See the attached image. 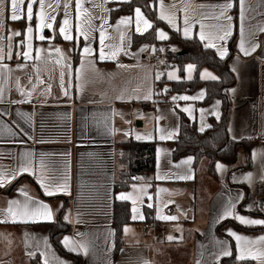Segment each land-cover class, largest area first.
<instances>
[{"label":"crops","instance_id":"obj_1","mask_svg":"<svg viewBox=\"0 0 264 264\" xmlns=\"http://www.w3.org/2000/svg\"><path fill=\"white\" fill-rule=\"evenodd\" d=\"M129 1L42 0L46 22L52 24L42 31L41 0H24L18 12L22 18L16 21L10 19V0L0 9V179L5 180L0 186V264H35V259L40 264H71L72 259L51 241L49 225L62 210L71 227L62 238L63 246L81 255L82 264H218L231 255L232 244L239 260L264 264L260 255L264 242L256 243L264 229L249 232L230 224L221 227L233 220L244 227L264 228L241 224L235 218L264 220V202L261 205L256 196L264 182V0H243V4L241 0H153L159 24L139 7L140 17L135 8L112 21L111 10ZM226 4L232 5L226 11L232 18L231 35L220 40L229 23L220 15ZM29 5L31 21L27 20ZM65 18L68 26L63 24ZM121 20L128 22L121 24ZM144 20L151 27H145ZM28 27L33 29L32 59L24 56ZM61 27L67 28L71 40L64 39ZM154 27L155 41L166 56L175 57L184 51L180 45L166 44L172 32L183 39H199L221 59L229 57V42L236 34V52L229 67L237 82L229 91L233 109L228 131L233 140L254 141L249 170L242 169L243 155V163L234 172L217 162V177L210 174L208 159L195 166L192 156L173 158L182 115L204 133L212 127L213 119L221 118L222 100L203 104L204 85L193 91L171 92V82L183 78L175 64L166 60L158 76L168 81L162 86L168 101L154 103L155 75L150 59L154 44L132 46L135 35H145ZM160 32L166 39H160ZM40 35L45 39L40 40ZM241 41L248 54L241 51ZM85 47L92 49L91 54L83 52ZM218 49L226 54L222 57ZM189 65L193 66L191 78ZM205 72L218 79L214 70L204 67L201 80H213L204 78ZM194 73L195 65L187 64L184 79L191 80ZM183 96L192 99H179ZM128 140L155 144L156 167L148 173L147 182L142 181V173L130 182L119 178V144ZM24 168L28 171H21ZM41 180L50 188L65 186L66 190L46 195ZM239 185L249 188V198ZM117 201L130 204L131 222L123 228L124 246L115 257L113 215ZM25 205L30 214L38 208L43 212L40 205H47L52 218L24 217ZM230 206H234L233 215L226 217ZM9 207L16 213L15 220ZM255 212L260 218L253 216ZM173 216L175 220L161 218ZM152 221L166 229L156 239L144 230ZM230 231L245 240L238 243ZM226 250L230 255L223 254Z\"/></svg>","mask_w":264,"mask_h":264},{"label":"trees","instance_id":"obj_2","mask_svg":"<svg viewBox=\"0 0 264 264\" xmlns=\"http://www.w3.org/2000/svg\"><path fill=\"white\" fill-rule=\"evenodd\" d=\"M153 0H130L129 2L121 3L116 8L111 10V20L114 21L119 15L131 14L135 8H141L149 19L155 24H159L156 18V11L152 6ZM57 41H60L57 39ZM155 44V27L145 35H135L133 37V47L141 44ZM159 44V43H157ZM167 45L177 44L183 48L184 54L174 56L169 54L166 56L167 63H174L178 68L180 76L183 78L179 81L171 82V92H187L193 91L199 86H205L207 89L206 98L203 104H208L216 98L222 100V115L219 120H212V127L200 133L195 124H191L189 120L182 115L181 129L179 138L176 141V146L173 151V158L175 160L185 156H192L195 160L194 164L197 166L201 160H209V172L213 177H217L215 164L221 162L229 167L231 172L239 169L238 162L241 155L245 156V165L243 170H249L252 166L251 162V147L254 143L253 140H233L228 131V123L233 109V101L229 95V91L236 85L237 79L233 71L229 67V59L236 52V34L229 42L230 55L227 58H219L212 49L203 45L197 39H183L178 32H172L171 37L166 42ZM79 60V51L75 54V63ZM195 65V73L191 80H185V66L187 64ZM208 67L214 70L218 76L217 80L203 81L200 78L201 70ZM168 83L165 77L160 80V91L162 86ZM123 151V152H122ZM122 153V154H121ZM122 155V161L126 163L127 169L119 172V178L125 182H130L138 174L144 172H154L156 167V154L155 144L141 143L133 140L124 141L119 144V155ZM120 163V157L119 161ZM18 185V181L14 183L9 190L12 191ZM231 186H233L230 183ZM242 187L247 195L250 197V190L247 186L239 185ZM257 200L263 205L264 198V182L259 184L257 190ZM258 212H255L256 214ZM64 210L58 213L55 223L49 225L51 227V241L55 248L64 256L72 259L71 264H82L81 255H76L65 249L62 243L63 236L71 231L63 219ZM131 222L130 204L128 202H115L113 225L115 227V250L114 256L116 257L120 249L124 246L123 228ZM230 224L238 227L239 229L256 232L264 228L257 227H244L233 220H228L222 224L221 227ZM232 253L230 256L223 258L218 264H253L252 261H241L237 258L235 253L234 244H232ZM35 264H40L39 259H35Z\"/></svg>","mask_w":264,"mask_h":264},{"label":"snow or ice","instance_id":"obj_3","mask_svg":"<svg viewBox=\"0 0 264 264\" xmlns=\"http://www.w3.org/2000/svg\"><path fill=\"white\" fill-rule=\"evenodd\" d=\"M37 0H32V3H36ZM24 3V0H10V8H11V16H10V19L13 20V21H16V20H19L22 18V16L20 14H18L19 11H21V6L23 5ZM5 4V0H0V9L3 8ZM241 4H243V0H241ZM223 7V11L221 12V16L226 20L228 21L229 23L224 26V31H223V35L219 36V39L220 40H225L229 35H231V17L230 16H227L226 15V11L228 8L232 7L231 4H226ZM65 8H67V4L65 5ZM40 9H41V12H40V29L41 31L47 27V28H52V24L51 23H48L46 22V17H45V13H44V4L41 0L40 2ZM32 15H33V10H32V7L31 5H29L27 7V20L31 21L32 19ZM136 15L137 17H140L141 16V12H140V9L137 8L136 9ZM165 17L163 16V14L161 15V19H164ZM219 18V17H218ZM241 19H243V13L241 14ZM128 21L127 20H121V24H124V23H127ZM69 20L67 18H65L63 20V24L65 26H68L69 25ZM137 24H139V21H137ZM144 25L145 27H151V25L149 24V22L147 20H144ZM137 30H139V28H137ZM60 33L63 34L64 36V39L65 40H71L72 39V36L69 34V31L67 30L66 27H61L59 29ZM242 31V30H241ZM32 32H33V29L31 27H28L27 28V33H28V44H27V48H28V51L24 53V56L28 59H32V43H31V38H32ZM188 33V29L186 28L185 29V35H187ZM16 35H20L19 32L15 33ZM159 37L160 39H166V36L163 32H160L159 33ZM85 38H87V36H85ZM40 40H44L45 37L43 35H40L39 37ZM201 39H204V35H203V32H201ZM103 40H104V32L102 31L101 32V44L103 45ZM209 46L211 47H215L214 44H210ZM43 51V50H41ZM57 53H61V50L60 49H56ZM218 51L220 52V55L223 57L225 54H226V51L223 50V49H218ZM241 51H244L245 54H248V50L244 48L243 46V41H241ZM83 52L85 54H91L92 52V49L89 48V47H85L83 49ZM62 54V53H61ZM113 55H115V53H113ZM10 58V57H9ZM104 58V53L101 52V59ZM0 59H2V57H0ZM59 63V61H57ZM188 73H189V78H191V73L193 71V66L192 65H189L188 66ZM170 78H171V75H170ZM204 78H210V79H217V77L211 75V73H208V72H205L204 73ZM61 79H63V73L61 74ZM67 95V92L65 93ZM203 95V93H201V96ZM28 96L30 97L31 96V93H28ZM147 98V97H146ZM179 99H184V100H188V99H192L190 97H187V96H183V97H179ZM20 102H24V101H20ZM184 111H189V109H184ZM203 130V129H202ZM165 137H161V139H164ZM218 167H222V166H218ZM21 171H28V169L24 168V169H21ZM182 178H190V177H182ZM41 182V186L44 187L45 189V194L46 195H49V196H52V195H55L57 192H59L61 190V188H65V186H60L58 188H50L49 186L45 185L43 180L40 181ZM5 183V180L4 179H0V186H2L3 184ZM66 190V188H65ZM161 191H164L163 189ZM121 199H128L129 197H126V196H121L120 197ZM239 199V197H238ZM135 203V201H133ZM12 204H16L18 203L17 201H12L11 202ZM149 207H151V205H149ZM40 208L43 209V212H40V209L38 208L35 212L33 213H29L28 211V207L27 205H25V208H24V211L22 213V215L24 217H28L29 215H32V216H36V215H42L45 219H51L52 218V213H51V210L48 208L47 205H40ZM233 208L234 206H230L228 210L225 211L224 215L227 217V216H232L233 215ZM133 211L135 212L136 209L134 208ZM8 213L9 215L13 218V220H15V217H16V213L13 212V209L11 207H9L8 209ZM137 217H133V219H136ZM142 219V217H140ZM162 219H172V220H175L176 217H161ZM236 219L239 220V222L241 224H245V225H264V220H253V219H247L245 218L244 216H236L235 217ZM3 222H6V221H3ZM229 235L233 236L235 238V240L239 243L241 242L242 240H245L244 237L240 236V235H237L235 232H229ZM169 239H172L171 237H169ZM259 242H264V236L260 237V240L259 241H256V243H259ZM70 242L69 240H65V244L68 245ZM250 243V242H249ZM75 250V249H73ZM224 255H230V252H228L227 250L223 253ZM261 256H264V253H260ZM245 256V253L243 251V249H241V259H243Z\"/></svg>","mask_w":264,"mask_h":264},{"label":"built area","instance_id":"obj_4","mask_svg":"<svg viewBox=\"0 0 264 264\" xmlns=\"http://www.w3.org/2000/svg\"><path fill=\"white\" fill-rule=\"evenodd\" d=\"M166 58V57H165ZM151 63L153 65V72L155 75V99L154 103H161V102H167L168 97L164 94L163 90L160 91V78L159 74L161 73L163 69L164 64V56L163 51L159 44L155 43L153 46V51L150 55ZM141 178L143 182H147L148 179V173H142ZM149 184H152L149 182ZM144 230L146 233H149L152 235L154 239L157 238L158 235L164 234L166 232V229L159 225L156 221H152L147 223L144 226Z\"/></svg>","mask_w":264,"mask_h":264},{"label":"rangeland","instance_id":"obj_5","mask_svg":"<svg viewBox=\"0 0 264 264\" xmlns=\"http://www.w3.org/2000/svg\"><path fill=\"white\" fill-rule=\"evenodd\" d=\"M161 47V46H160ZM161 49H162V47H161ZM162 51H163V49H162ZM163 56H164V62L166 61V52H164L163 51ZM123 152V151H122ZM122 154V153H121ZM119 155V157H120V163H119V171H122V170H125V169H127V165H126V163L124 164V161H122V158H121V156L122 155ZM239 163H243V160H242V158H240L239 159V162H238V164ZM124 181V180H123ZM264 207V206H263ZM254 217H258V218H260V215L258 214V213H256V214H254L253 215Z\"/></svg>","mask_w":264,"mask_h":264},{"label":"water","instance_id":"obj_6","mask_svg":"<svg viewBox=\"0 0 264 264\" xmlns=\"http://www.w3.org/2000/svg\"><path fill=\"white\" fill-rule=\"evenodd\" d=\"M263 202H264V199H263Z\"/></svg>","mask_w":264,"mask_h":264}]
</instances>
